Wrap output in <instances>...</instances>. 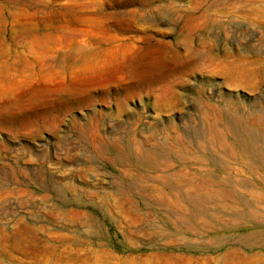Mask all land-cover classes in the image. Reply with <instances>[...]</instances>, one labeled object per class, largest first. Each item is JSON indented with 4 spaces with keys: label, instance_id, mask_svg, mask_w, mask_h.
<instances>
[{
    "label": "rangeland",
    "instance_id": "obj_1",
    "mask_svg": "<svg viewBox=\"0 0 264 264\" xmlns=\"http://www.w3.org/2000/svg\"><path fill=\"white\" fill-rule=\"evenodd\" d=\"M237 123L264 151V0H0V264H264ZM184 172L242 213L154 197Z\"/></svg>",
    "mask_w": 264,
    "mask_h": 264
},
{
    "label": "bare ground",
    "instance_id": "obj_2",
    "mask_svg": "<svg viewBox=\"0 0 264 264\" xmlns=\"http://www.w3.org/2000/svg\"><path fill=\"white\" fill-rule=\"evenodd\" d=\"M117 25L120 31L123 32L126 30V27L123 23H121V21H118ZM86 53L88 54L89 51L84 49L81 50V54L85 55ZM237 125L240 127L241 132H237V134L234 135L232 144L226 141L225 136L214 135V139L219 141V143L224 146L231 156H236V150L234 147H238L241 150L243 149L245 157L240 160L237 159V161H240V165L243 164L246 166L247 171L251 174L250 181L254 184L253 186L249 185L251 184L250 181L249 184L248 181H245V179L241 176L242 170L238 168L232 169L235 170V173L237 174L229 176L228 179L236 185L247 187L245 191H247L252 198V202L245 201L242 203L245 207V213L243 215L248 217V221H246L244 226L252 227L255 225L258 228H262L264 227V191H261L256 186L264 185V151L257 150L256 148L259 141V136L256 133L248 130L243 125L238 123ZM221 171L227 174L232 173L225 169H222ZM167 178L169 182L166 188L167 191H161L158 194L153 192L154 197L156 199L160 198L163 203H167L169 206L178 208L179 210L187 213V215L188 212H191L193 209H198L201 203L205 201L211 202L213 200L225 202L231 206L235 213H242L240 207L235 206L237 204L235 202L237 199L236 191L234 189L224 187V182H219L209 174L205 175V180L203 182L201 181L203 183L201 186L203 187L202 194H197L199 189L195 182L198 181V179H195L190 173L184 172L177 177H171L168 175ZM177 180L181 183L179 188L174 186V183ZM189 189H192L194 194H189ZM145 191L149 192V189L145 188ZM215 229H217V226L214 223L209 222L205 231L209 232ZM237 240L246 247H262L264 246V230H256L252 234Z\"/></svg>",
    "mask_w": 264,
    "mask_h": 264
}]
</instances>
